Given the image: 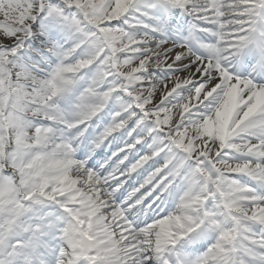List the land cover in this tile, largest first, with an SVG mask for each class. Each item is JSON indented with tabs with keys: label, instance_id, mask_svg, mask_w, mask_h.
<instances>
[{
	"label": "snow or ice",
	"instance_id": "obj_1",
	"mask_svg": "<svg viewBox=\"0 0 264 264\" xmlns=\"http://www.w3.org/2000/svg\"><path fill=\"white\" fill-rule=\"evenodd\" d=\"M0 264H264V0H0Z\"/></svg>",
	"mask_w": 264,
	"mask_h": 264
}]
</instances>
